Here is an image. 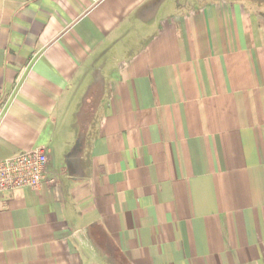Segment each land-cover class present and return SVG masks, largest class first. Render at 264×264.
<instances>
[{
  "label": "crops",
  "instance_id": "obj_1",
  "mask_svg": "<svg viewBox=\"0 0 264 264\" xmlns=\"http://www.w3.org/2000/svg\"><path fill=\"white\" fill-rule=\"evenodd\" d=\"M263 0H0V264H264Z\"/></svg>",
  "mask_w": 264,
  "mask_h": 264
},
{
  "label": "built area",
  "instance_id": "obj_2",
  "mask_svg": "<svg viewBox=\"0 0 264 264\" xmlns=\"http://www.w3.org/2000/svg\"><path fill=\"white\" fill-rule=\"evenodd\" d=\"M48 155L44 148L23 152L0 162V193L31 188L39 190L46 180Z\"/></svg>",
  "mask_w": 264,
  "mask_h": 264
},
{
  "label": "rangeland",
  "instance_id": "obj_3",
  "mask_svg": "<svg viewBox=\"0 0 264 264\" xmlns=\"http://www.w3.org/2000/svg\"><path fill=\"white\" fill-rule=\"evenodd\" d=\"M263 1H264V0H263ZM260 9H261V11H262L263 14H264V5H263V4L261 5V8H260Z\"/></svg>",
  "mask_w": 264,
  "mask_h": 264
}]
</instances>
